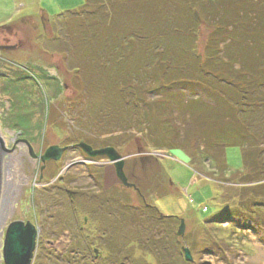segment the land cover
<instances>
[{"label":"rangeland","instance_id":"rangeland-1","mask_svg":"<svg viewBox=\"0 0 264 264\" xmlns=\"http://www.w3.org/2000/svg\"><path fill=\"white\" fill-rule=\"evenodd\" d=\"M85 1L0 0V135L8 150L0 189V264H5L7 228L18 220L33 223L40 233L32 264H166L159 262L158 249L147 251L136 242L128 250L131 255L120 259L119 251L108 246L112 236L128 240L127 235L139 232L151 238L178 237L176 250L172 248L177 259L169 264H264V198L259 192L257 198L250 194L252 186L264 183V85L244 94L246 85L230 82L244 71L250 54L264 50V26L243 22L264 19V0H232L235 15L230 12V0H141L139 4L133 0L126 11L112 17L100 10L104 28L99 43L97 30L87 25L93 16H86V10L94 11L95 5L82 7L84 18L75 13ZM249 2H257L262 11L248 16L246 9L238 21L241 5ZM172 18L177 19L175 24H169ZM215 22H221L227 34L213 37L222 59L210 66L232 75L230 81L224 75L202 81L198 74L199 64L208 56ZM180 23L189 26L184 27L182 37L174 32ZM163 30L168 36L161 35ZM77 31L91 32L99 47L100 54L94 48L79 49L90 65L92 58L93 65L120 60L122 66L128 60L125 68L130 69L146 60L139 71L130 74L127 70L126 75L128 81L144 87L135 93L128 88L120 97L112 91L110 71L101 67V84L89 93L79 89L81 80L67 59L68 53L70 58L78 55ZM126 35L139 43L120 48ZM177 38L183 39L185 53L174 47ZM168 47L167 59L172 64L167 62L162 69L156 50L168 53ZM259 61L264 63V57L260 55ZM81 64L76 65L84 70ZM181 77L201 82L192 84L193 89L173 84L181 91L171 87L164 91L160 78L168 84ZM121 98L127 104L130 100L128 106L135 102L138 115L129 108L126 116L123 105L124 115L118 120L119 109H115ZM222 100L236 109L234 117L223 108L220 115L213 114ZM192 101L201 104L198 112ZM165 110L171 112L168 117L174 124L168 130L175 133L166 142L151 136ZM246 119L254 120L252 126L260 132L252 137L257 138L253 142L257 147L248 143L243 149L217 137L228 124L244 128ZM112 120L121 122L118 129L113 124L108 130ZM185 135L195 137L193 143ZM82 142L93 150L112 147L123 158L91 156ZM52 146L64 149L61 158L43 161ZM121 160L130 185L118 175ZM245 176L252 179L245 180ZM149 203L165 216L178 217L172 229L148 215ZM110 212L121 219L113 221ZM181 220L182 235L178 234ZM183 247L190 249L191 261Z\"/></svg>","mask_w":264,"mask_h":264},{"label":"trees","instance_id":"trees-1","mask_svg":"<svg viewBox=\"0 0 264 264\" xmlns=\"http://www.w3.org/2000/svg\"><path fill=\"white\" fill-rule=\"evenodd\" d=\"M94 1H96V3L92 2V0H86L85 3L82 6H80L78 9L75 10L76 11L75 13L78 14V15L82 14L81 17H83L85 15V12H84V9L82 10V7H86L88 9H90L92 7V4L95 5V8H94L95 10L94 11L86 10V9L85 10H86V13H87L86 16H93L92 19H90V21L92 20L93 22L91 21V22L87 23V25L88 26L90 25L92 27V30H94V29L97 30L95 38H96L97 42L99 43V41L101 40V36H103V34L101 32L103 31V28H104V25H103L104 24V22H103L104 19H102L103 16H102L101 13L105 12L106 17H112V16H115V15H118L120 10H124L125 9V11H126L127 8L131 4L134 3V1L133 0H94ZM139 1H141V0H136V2H138V4L140 3ZM143 1H147V0H143ZM179 1H181V0H179ZM195 1H197V0H195ZM234 1H236V0H234ZM228 3L229 4L232 3V7L230 8V12L233 15H235V8H234V5H233V1L230 0V2H228ZM174 6L177 7L176 4ZM241 7H242L241 12L243 11V13L242 14H241V12L238 13V15H237L238 21H242L243 20V17H244L246 9H247V12H250L248 14V16L251 13H253L255 16H257L258 14L255 13V12L259 13V12L262 11V8L258 5L257 2H254V4L252 2H249L247 4L241 5ZM100 10H101V13H100ZM71 11H74V10H71ZM113 11H114V13H113ZM177 11L179 12V10H177ZM42 16L45 18L44 14H42ZM169 20H170L169 24H171V22L173 23V22L177 21L176 18H172V19H169ZM43 22H45V20H43ZM243 22H244V25L248 23L252 27H253V25L255 27L256 26H260V27L264 26V19L261 18V17L253 18V21H250L249 19L247 21L243 20ZM177 23H179V22H177ZM173 24H175V23H173ZM214 24H215L216 27H215V31H214L212 39H211L212 43L210 42V46L208 47L209 48L208 49V56L204 60L203 63L199 64L201 67L199 68L198 74H199L200 78L202 79V81L209 80V79H214V78L220 77L222 75H224L223 77H225V78L232 77V75L227 76L228 73L225 72V71H224L225 73L222 71V73L220 74V73L216 72V70H214L212 68V66H210L211 64L215 65L218 61H220L222 59V57L219 55V52H221L222 50H220V48L217 46V40H216L217 38L213 39V37L215 35H222V34H224L226 32L225 29H224V25L221 22H215ZM185 26H186L185 23L178 24L176 27H174V32H176L179 37H182L181 34L184 33V29L189 27L187 25L186 28H184ZM190 28L192 30H194V26H191ZM90 33L89 34H84V33H81V32L77 31L76 35H77V39H78L80 45H78L75 48L76 49L75 53H77L78 55H73V56H71L72 58H70L69 53L67 54V59L69 58L71 64L74 65L75 72H77V74L79 75L77 77L81 80L82 86H79L78 88L82 89L83 92H84V88H85L86 92L89 93L91 91L90 88H94L95 89L98 85H100L101 84V78L99 77V75L101 73L99 72V70H101V67H104V69L108 68L107 70L110 71V74H111L110 77L111 78H108V79L110 80L111 85H113V89L114 90L112 89V91H115L116 93L118 91L120 97H123V96H121L122 95L121 93L122 92L124 93V92L128 91L127 90L128 88H129V90L133 91L134 93L137 91L136 89H138V91H140V89H142L144 87V85L136 84L134 82L128 81L127 80L128 77L126 75H127V70H128V72L130 74H133L132 72H135L136 69L139 71V68H142L143 66L147 65V62H145L146 60L139 61L138 63H135V65L132 66L130 69H126L125 68L126 64L129 63L128 60H125L122 66H121V61L120 60H116L113 64L111 62H108V63L99 62V65H97V63L93 65V63H95V59L92 58V63L90 65V64H88V62H91V60L88 59V61L86 62L85 59H84V56H83L84 54H82L81 50H79L81 47H84V49L89 47V48H94V49L97 50V52H99V50H98L99 47H96L97 43L94 41V37ZM225 34H227V32ZM161 35L168 36L167 32H165L164 30L162 31ZM241 37H243V36H241ZM124 39L125 40L122 42V45L120 44V48H127L126 45L128 43H130V42L134 43V44H138L139 43L138 39L136 37L132 36V35H126ZM177 39H179V40H177V45L175 44L174 47L179 49L178 50L179 53L181 51H183L185 53L186 52V50H185L186 47H185V43L183 42V39L182 38L181 39L177 38ZM173 42H174V39L172 40V43ZM230 44H232V41L228 43V45H230ZM239 47H241V49L243 50L242 46H239ZM263 47H264V42H263ZM170 50H171V47L170 48L168 47V53H166V51H162V50H158V49L156 50L157 51L156 55L159 57L158 58V60H159L158 65L160 67H163L162 69H164V66L166 65L167 62L172 64L171 60L167 59L168 54L170 53L169 52ZM113 53L115 55H117L119 53V49L118 48L113 49ZM263 53H264V50H262L260 54L252 53V54L249 55V57L247 58V60L245 62V65L242 66L244 71L240 72V76L238 78L235 77V79H237L238 81L235 80V79H232V81H230L231 78L228 79V81L233 82L236 86H239L240 84L246 85L245 86V90L242 91V92H244V94L250 93L251 91L254 92L255 88L257 89L256 85H259V84L260 85H264L263 84L264 81H262L261 83L258 82V78L264 80V69H263L264 63L259 61V56L260 55L262 57H264ZM97 54H100V52L97 53ZM90 58H91V56H90ZM198 58H199V56H198ZM148 59L149 58H147V61H148ZM129 60H131V59H129ZM80 63H83V64H81V66L84 67V70H82V68L80 66L76 65V64L79 65ZM223 64L226 67V71H230L229 67H227L228 64L225 63V62H223ZM89 70H90V73H89ZM163 71L166 72V70H163ZM182 71H183V73L185 72L184 70H182ZM86 73L90 75L89 79H85L84 76H85ZM190 73L191 72H189L188 74H190ZM82 78H84V79H82ZM160 82H161V85H162L164 91H168V89L170 87L172 89H176L177 86L174 87L175 85H179V88L182 87V90H183V88H185V89L192 88L193 89V87L195 85H192V84H199V82H201V80L198 79V78H194L193 79V78H188V77H181L179 79L171 80L170 83L166 84L167 80L165 78H160ZM77 84L79 85V82H77ZM173 84H175V85H173ZM175 91L179 92L181 90L176 89ZM245 92H247V93H245ZM213 94H215V93H213ZM129 103H130V100H129L128 104ZM128 104H127V101H125V100L122 101V98H121V104L116 103L115 111H117V108L119 109L118 117L120 119H118V120H122L121 118H123V115H124L123 112L124 111L126 113V116L129 115V113H127L128 112L127 109H129V108H132L133 110H135L136 115H138L139 111H137L138 110L137 105L135 106L136 103L135 102H133V103L131 102V106H128ZM218 104H219V105H217L218 107L213 108V114L220 115L219 109L223 108L225 110V114L231 115L232 117H234L235 112H236L235 108L230 109L229 105L223 100L220 101V103H218ZM123 105L125 106V110L121 111ZM191 105L193 106L194 109H196V112H198V110H200L202 108L201 104L196 102V101H192ZM208 107H210V106H208ZM208 109L209 108H207V110ZM209 110H212V109H209ZM166 111L167 110H165L164 112L161 113V114H165V117H162L161 119L159 118L158 124H157L156 128L154 129V133L152 132L153 135L151 134L152 137L157 138L159 141L168 140L169 139L168 135L172 134V132L169 131L168 129H169V127H173L174 126V124L170 121V118L168 117V115L171 114V112H166ZM261 112H262L261 116L264 117V108L261 110ZM136 115L133 114V118H132L133 120H134V116H136ZM254 115L255 114H250V116L253 119L254 118L256 119V116L254 117ZM118 120H114V121L112 120L113 122L111 123V125L109 127H107L108 130H109V128L111 126H113V124L115 125V127H116V125H119L121 122L118 121ZM253 121H250V120L246 119L245 122H243V127L244 128H241V129L238 126L239 125L238 123H237L238 127H236V125L234 123L228 124V126H226V128L223 129L222 135L219 134L217 137L218 138H222V136H223L225 139H227L226 142L231 143L229 145L243 147V149H246L244 147L248 143H249L248 147L249 146L257 147V144L253 143L255 141V139H257V138H252V137H254L255 134L256 135H260V132H258L256 129L253 128V126H252ZM261 131H262L261 135L264 137V126H263V129ZM172 135H175V133H173ZM189 136L185 135V139L189 140L188 142L193 143L191 141L194 140L195 137L189 139L190 138ZM250 144H252V145H250ZM158 146H159V148L167 147V146H164L162 144H160V145L158 144ZM193 163L194 162H192V164ZM245 177H246V178H244L245 180L252 179V177L251 178H248L247 176H245ZM252 188H253V191L250 193L252 197H256L257 198L258 195L260 196V194H258V192H259V193H262L261 197L264 198V194L262 192V190L264 189V183H260V184H257L255 186H252ZM159 190H161V187H159ZM166 190H167V188H166ZM164 194H167V192H165ZM104 200H103V203L106 204V202H105L106 200L105 201ZM100 203H102V201ZM146 208H147V213H149L148 215L153 214L155 220H157V222L160 223L161 225L162 224L166 225V227L174 226L176 221L178 220L177 216H165V215H163L160 212V210L156 206H154L153 204H150V203L147 204ZM123 210L124 211H128L127 209H122L121 212ZM114 214L116 215L115 212H114ZM114 214L112 212H110L109 213V218H111L113 221L116 218L121 219L120 216H116V218H115ZM117 214H118V212H117ZM136 228H138V226ZM171 229H172V227H171ZM127 236L129 237L128 240L124 239L122 237V235H118V236H112L110 238V241H108V246L110 248H112L114 251H119L118 253H116L119 259L122 256H124V255L125 256L131 255V252L128 251V250L129 249H134V248H131L130 245H132L135 242L138 243V246L141 247L142 249H145V250L148 249L147 251H153V250L158 249L159 250L158 251L159 257L158 258H159V262L160 263H163V261L165 260L166 264H169L170 262H172V260H174V259L176 260L177 259L175 257L176 254H174L173 250H172V248H174L176 250V246H177L176 242H178L177 241L178 237L176 235L175 236H171L170 238L169 237H165V236H163L162 238H155V237L151 238L150 236H146L145 233H143L141 235L140 232H139L137 234H134V235L132 234L130 236L127 235ZM123 239L126 240V241L123 242ZM120 242H122L121 245H119ZM127 247H129V248H127ZM214 247H215V244H214ZM216 247H217V249H219L218 248L219 246H216ZM182 251H184V247H183ZM167 260H168V263H167Z\"/></svg>","mask_w":264,"mask_h":264},{"label":"water","instance_id":"water-1","mask_svg":"<svg viewBox=\"0 0 264 264\" xmlns=\"http://www.w3.org/2000/svg\"><path fill=\"white\" fill-rule=\"evenodd\" d=\"M197 14V11L195 12ZM85 152L91 156H97L101 154H108L111 159L123 158L114 148L108 147L101 150H93L92 147L82 142L80 144ZM8 151L5 146L4 139L0 135V189H1V175H2V161L4 153ZM64 149L58 146H52L47 149L42 156V160L46 161L51 158L59 160L62 156ZM122 161V160H121ZM123 161L119 162L118 175L126 185H130L127 182L125 173L122 170ZM184 220H181V226L178 234L182 235L184 232ZM39 238L38 228L31 222L15 221L12 222L6 231V237L4 241L3 256L5 264H32L36 244ZM185 256L188 260H192V254L189 248L184 247Z\"/></svg>","mask_w":264,"mask_h":264},{"label":"flooded vegetation","instance_id":"flooded-vegetation-1","mask_svg":"<svg viewBox=\"0 0 264 264\" xmlns=\"http://www.w3.org/2000/svg\"><path fill=\"white\" fill-rule=\"evenodd\" d=\"M102 191H104V190L100 189V193H102ZM39 234H40V233H39ZM97 259H99V258L97 257Z\"/></svg>","mask_w":264,"mask_h":264},{"label":"bare ground","instance_id":"bare-ground-1","mask_svg":"<svg viewBox=\"0 0 264 264\" xmlns=\"http://www.w3.org/2000/svg\"><path fill=\"white\" fill-rule=\"evenodd\" d=\"M2 112V111H1ZM3 117V116H2ZM6 119V118H5ZM41 143V142H40ZM169 151V150H168ZM189 155V154H188ZM12 171V170H11ZM12 173V172H11Z\"/></svg>","mask_w":264,"mask_h":264}]
</instances>
